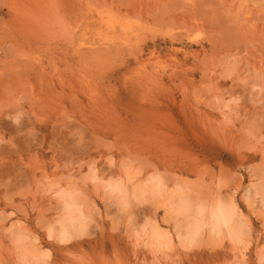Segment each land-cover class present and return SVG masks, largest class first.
I'll return each mask as SVG.
<instances>
[{"label":"rangeland","instance_id":"374dc122","mask_svg":"<svg viewBox=\"0 0 264 264\" xmlns=\"http://www.w3.org/2000/svg\"><path fill=\"white\" fill-rule=\"evenodd\" d=\"M0 264H264V0H0Z\"/></svg>","mask_w":264,"mask_h":264},{"label":"bare ground","instance_id":"6f19581e","mask_svg":"<svg viewBox=\"0 0 264 264\" xmlns=\"http://www.w3.org/2000/svg\"><path fill=\"white\" fill-rule=\"evenodd\" d=\"M104 38V37H103ZM105 42V41H104ZM101 43V42H100ZM103 43V42H102ZM221 209V207H220ZM228 210V209H227ZM218 211V210H216ZM214 214H212V222H213V225L217 228H221L222 226H225V225H229V223L234 219L233 216L234 214L229 210V211H224L223 210H219L218 212H216ZM233 214V215H232ZM222 229V228H221Z\"/></svg>","mask_w":264,"mask_h":264}]
</instances>
